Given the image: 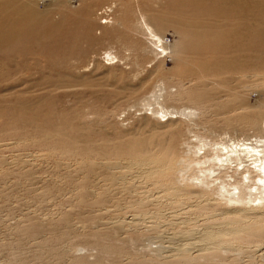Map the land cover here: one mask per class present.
<instances>
[{
  "label": "rangeland",
  "instance_id": "1",
  "mask_svg": "<svg viewBox=\"0 0 264 264\" xmlns=\"http://www.w3.org/2000/svg\"><path fill=\"white\" fill-rule=\"evenodd\" d=\"M0 9V264H264V205H229L180 171L195 133L251 135L249 117L264 120V0ZM141 18L167 53H151ZM160 85L197 127L151 114ZM236 220L244 231H214Z\"/></svg>",
  "mask_w": 264,
  "mask_h": 264
},
{
  "label": "bare ground",
  "instance_id": "2",
  "mask_svg": "<svg viewBox=\"0 0 264 264\" xmlns=\"http://www.w3.org/2000/svg\"><path fill=\"white\" fill-rule=\"evenodd\" d=\"M2 10L3 9H0V13L2 12ZM12 17L10 19H12ZM9 25L10 27L12 26L11 23ZM137 25L147 36V40L153 48L150 49L151 53L157 56L167 53V47H165L164 44H160L162 38H160L159 33L151 28V26L148 25L144 18H141ZM10 40L11 35H9V37H6L2 28H0V43H5V45H7L10 43ZM237 42L238 40H235L229 45V47H227L224 43L222 47L237 50V47L239 48ZM254 43H256V41H254ZM247 48L249 47L247 46ZM169 49L172 55L174 54V52H176L175 45L173 46V48ZM106 56L108 58L107 60L109 64H112V54L110 52H106ZM233 62L234 60L228 62L221 61L222 64H219V62L213 65L222 68L223 64L230 66L233 64ZM225 67L226 66H224L223 68ZM165 90L166 89L163 85L158 86V89L152 95L153 102L151 103L147 101L145 102L144 106L149 109L151 114L159 115L162 119H166L164 121H167L169 119H176L178 118V116H180L184 117V119L187 120L190 127H197V115L193 109L183 108L182 110L178 111L174 108H167L169 106H166L164 104L165 99L167 97L170 99L175 98V96ZM244 107L246 108H244L243 112H245V109H247V112L249 111V113H252L251 111L256 106L246 104ZM253 117L254 118L251 119L249 117V120L245 123L248 127H251V129H253L251 135H244V133H238L239 135H237V131H235L236 133L234 132L235 135L234 133L230 134L229 132H224L223 135H215L216 132L209 131V140L206 136H203L205 134H192V138H195V143H192L191 145V142L188 141L190 144L187 145L190 146V149H187L188 154L185 157L186 160H181L182 163H180V171L188 168L189 172H198V175L191 176L189 182L195 181L199 186L202 187H208V185L210 186V184H213V190L215 191V193L221 197H224L225 200H227L226 202L230 203L229 205H264V120L259 117ZM189 123H191L192 125H190ZM190 127L188 131L194 132ZM233 130H235V128ZM191 149L194 150H192L194 157H189ZM196 156L198 157V159H195ZM148 174L153 175L155 174V172H151ZM187 185L189 184L187 183ZM216 194L214 196H216ZM235 213H237V211ZM244 213L245 212L242 210L241 214ZM226 215L227 214L224 212L220 213V216L222 217L217 218V220L219 219L218 222L222 221V219L224 220L223 217H226ZM210 219H212L211 221H213V218L210 217ZM208 221L210 220L208 219ZM241 223L242 220H236L227 223V225H225L223 229L218 226L219 228L215 229L214 231L217 233L226 234L233 233L237 230L244 231Z\"/></svg>",
  "mask_w": 264,
  "mask_h": 264
}]
</instances>
